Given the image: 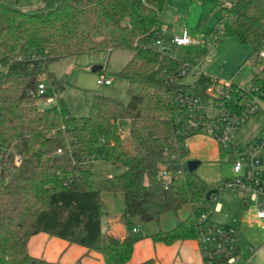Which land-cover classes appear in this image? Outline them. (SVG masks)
I'll return each instance as SVG.
<instances>
[{
	"label": "trees",
	"instance_id": "trees-1",
	"mask_svg": "<svg viewBox=\"0 0 264 264\" xmlns=\"http://www.w3.org/2000/svg\"><path fill=\"white\" fill-rule=\"evenodd\" d=\"M41 1L24 9L19 0H0V152L11 148L0 158V264H62L29 253V239L39 232L95 250L105 264H127L139 238L130 219L158 220L184 204L191 206L189 217L151 237L166 244L196 238L215 193L206 197L212 186L183 160L190 135L176 134V95L185 85L174 77L187 64L153 46L167 0ZM212 36L251 46L256 72L250 85L264 101V0H223ZM113 48L133 52L117 73L127 80V102L96 93L89 113L73 116L60 96L41 108L30 94L43 74L56 91L63 90L65 78L43 68L49 62ZM244 94L232 82L229 105L241 110L237 103ZM122 119L128 121L124 135ZM170 141L175 160L164 154ZM92 159L112 162L120 171H93L86 165ZM104 191L124 194V238L102 229Z\"/></svg>",
	"mask_w": 264,
	"mask_h": 264
},
{
	"label": "rangeland",
	"instance_id": "rangeland-1",
	"mask_svg": "<svg viewBox=\"0 0 264 264\" xmlns=\"http://www.w3.org/2000/svg\"><path fill=\"white\" fill-rule=\"evenodd\" d=\"M19 2L24 9L42 3L41 0H19ZM222 7L223 0H167L159 22V29L166 26V32L160 33L157 37L162 40L164 47L171 50L172 56L190 66L184 78L186 82H191L195 77L194 68L197 67L202 71L203 76L231 81L241 87H248L256 72L249 60L251 46L239 43L235 37H227L217 41L212 36V29L218 23L222 14ZM183 27L188 28L195 42L189 45L176 46L171 42V37ZM212 52L215 54L211 56L209 61L206 55L209 54L208 56H210ZM132 54V50L126 48H113L111 51L107 49L87 51L63 56L44 65V69L46 68L57 76L65 78L63 90L56 91L45 74L40 79L48 85L49 94L54 95L56 92L63 98L71 115H87L92 96L96 93L115 97L124 103L128 101L127 80L119 77L117 73ZM95 65H102L103 68L94 72L92 68ZM100 74L113 77L112 84H98L97 78ZM260 101L261 104L257 111L243 122L235 133L234 145H237L238 148H246L249 141L261 135V129L264 127V101ZM55 103L56 99L40 104V107L48 108ZM119 124L122 129H128L127 120L122 119ZM199 135L210 138L214 143L209 140L211 143L204 144L206 139L200 140ZM199 135L194 134L187 138L190 159L200 161L196 172L218 191L217 200L206 213L207 219L216 223H228L237 230L239 246L237 256L239 259L233 264H264V227L261 224L249 222L247 219V208L243 203L244 195L242 192H234L226 187L219 189L225 183L226 178L232 176V164L229 161L233 158L230 154L231 149L219 144L210 135ZM215 144L218 146L217 151ZM183 160L188 161L186 156L183 157ZM86 165L93 171L106 174H116L120 171L115 164L103 159L89 160ZM218 203H221L220 209H217ZM107 204L109 202L106 203L101 194L103 210ZM118 205V202H115V210ZM190 214L191 207L184 205L178 212L165 211L158 220H154V224L172 223L175 225L177 220L187 218ZM221 264L229 263L225 261Z\"/></svg>",
	"mask_w": 264,
	"mask_h": 264
},
{
	"label": "built area",
	"instance_id": "built-area-1",
	"mask_svg": "<svg viewBox=\"0 0 264 264\" xmlns=\"http://www.w3.org/2000/svg\"><path fill=\"white\" fill-rule=\"evenodd\" d=\"M166 32V29H158L153 46L162 51V40L157 37L160 33ZM171 42L176 46H184L194 43L188 28L183 27L171 37ZM264 56V51L260 53ZM211 60L210 56H207ZM190 66L183 67L174 77L175 80L185 85V88L177 92L176 106L174 109V120L177 124L176 134L194 135L207 134L212 136L219 144L231 149L233 156L229 161L232 164V176L226 178L225 183L219 187L230 188L234 192H242L244 195L243 203L247 208V219L249 222H260L264 227V128L259 137L249 141L246 148H238L234 145V136L241 124L253 115L262 100L255 89L249 85L243 87L245 94L237 103L241 106L232 107L229 100L232 97V82L216 80L213 77L203 76L202 71L194 68V78L191 82L184 80ZM112 77H106L100 74L97 78L98 84L109 85ZM31 95L38 98L39 104H45L59 97L55 92L49 94L48 85L40 81ZM236 104V100H234ZM233 103V104H234ZM122 135L126 130L121 129ZM176 140V139H172ZM184 146L188 147L187 137L184 139ZM170 141L164 148L166 157L175 160L177 152L172 147ZM11 148L3 146L0 152V158L6 157ZM57 153H62L58 148ZM20 161V155L16 156V162ZM181 173V171H178ZM162 175L167 178L165 169ZM167 184V181H165ZM218 192V191H217ZM217 192L214 194V200H217ZM136 232L137 228H133ZM197 239L205 264H215L216 260L222 258L228 263H236L238 241L237 230L227 223L211 222L206 214H202L197 225Z\"/></svg>",
	"mask_w": 264,
	"mask_h": 264
},
{
	"label": "crops",
	"instance_id": "crops-1",
	"mask_svg": "<svg viewBox=\"0 0 264 264\" xmlns=\"http://www.w3.org/2000/svg\"><path fill=\"white\" fill-rule=\"evenodd\" d=\"M163 28L166 29V26H163ZM180 30H177L174 34L178 33ZM107 50L111 51L112 49H107ZM214 54L215 52H212L210 57ZM208 55L209 54H207L206 57ZM112 82L110 84H112ZM73 116H80V115H73ZM198 135L199 134H196V136ZM199 136L200 137L198 138L200 140L206 139L205 140L206 142H204V144L213 142V140H211L208 137H204L201 135ZM215 147H216L215 150L217 151L218 146L216 144ZM188 149H189V143L187 150ZM186 158L188 160L191 158L189 153L186 155ZM102 195H103V200H105L106 203L107 201L109 202V204H107V207H105L104 210L101 207L102 209L101 225L103 231H107L119 238H124L128 234V229L126 224L127 218L124 215V206H125L124 194L122 192H116V191H104L102 192ZM115 202H118L119 204L116 210L114 209ZM184 205L190 206V204H184ZM220 208H221V203H218L217 209ZM185 219L186 218L179 219L177 220L175 225H172V223L154 224V221L144 222L138 216L132 217L130 220L134 224L133 228H137L135 234L139 236V238L134 243L133 252L127 264H146V263L147 264H205L197 237L184 239V240H177L171 244H166L161 241H155L151 237V235L156 232L168 231L173 229L175 226L178 225L179 222ZM140 221H142L145 224L141 223ZM252 223L260 224V222H252ZM28 250L29 253L33 256L42 257L49 261H59L62 264H76L79 262L82 264H105L104 258L101 253L95 250H89L87 247L77 243H70L65 239L51 235L46 232H39L31 236L28 242ZM238 252H239V246L237 253ZM229 264H233V263H229Z\"/></svg>",
	"mask_w": 264,
	"mask_h": 264
},
{
	"label": "water",
	"instance_id": "water-1",
	"mask_svg": "<svg viewBox=\"0 0 264 264\" xmlns=\"http://www.w3.org/2000/svg\"><path fill=\"white\" fill-rule=\"evenodd\" d=\"M162 51L170 53L171 50H170L169 48L163 47V48H162ZM102 68H103L102 65H95V66L92 68V70H93L94 72H97V71L101 70ZM199 164H200V161H199V160H195V159H193V160H188V161H187V167H188V170H190V171H195V170L197 169V167H198ZM216 192H217V189L212 188V189H210V190L206 193V197H207V198H210L211 194L216 193Z\"/></svg>",
	"mask_w": 264,
	"mask_h": 264
}]
</instances>
